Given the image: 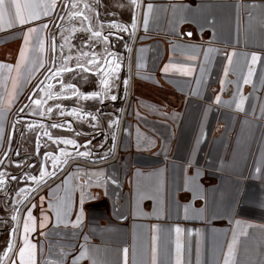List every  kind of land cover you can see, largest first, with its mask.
<instances>
[{"label":"crops","instance_id":"obj_1","mask_svg":"<svg viewBox=\"0 0 264 264\" xmlns=\"http://www.w3.org/2000/svg\"><path fill=\"white\" fill-rule=\"evenodd\" d=\"M99 2L122 14L106 24L136 23L134 34L123 32L135 68L112 82L116 101L72 103L83 107L79 115L60 117L63 104L40 85L62 0L39 20L0 26V264H20L29 211L36 264H73L84 249L79 264H153L154 256L156 264H176L177 227L183 264H225L234 237L231 264H264V0H137L139 9L131 0ZM94 13L60 32L68 45L90 39L87 29L114 30ZM30 28L37 31L29 36ZM94 71V83L76 90H101ZM63 139L87 148L54 143ZM83 151L90 155L76 154ZM41 170L55 175L38 187L30 177ZM82 192L85 215L73 227Z\"/></svg>","mask_w":264,"mask_h":264},{"label":"snow or ice","instance_id":"obj_2","mask_svg":"<svg viewBox=\"0 0 264 264\" xmlns=\"http://www.w3.org/2000/svg\"><path fill=\"white\" fill-rule=\"evenodd\" d=\"M131 3L135 6L136 9L140 8V4L137 3V0H131ZM56 7V0H51V3H44V4H39L36 2H33V0H0V26H3L5 23H7L8 25H12L14 23H19V25L23 26L27 23H31L33 21L39 20L41 18V16L47 15L48 13H50L54 8ZM85 7H88L87 5H85ZM147 11L148 13L152 12V5L149 4L147 6ZM135 19V18H134ZM145 24V29L147 28V20L144 21ZM43 28H47L48 25L44 24L42 26ZM101 27H103V25L101 24ZM110 27H114L117 28L119 31L121 32H127V31H131L132 34L135 33L136 30V23H132L131 24V29H129L126 25H122V24H112ZM90 30V29H89ZM37 29L36 28H30L28 30V35L30 36L33 32H36ZM92 35L94 37H101V32L100 31H95L92 33ZM189 36H191V33H188ZM103 42L107 45L108 43V37L105 36L103 37ZM28 44V39L27 37L25 38V45ZM63 47V46H61ZM105 54L106 57H116V53L109 51L107 49V47L105 48ZM87 55V54H85ZM232 55H235V53H233ZM20 58H21V62L24 61V52H21L20 54ZM259 59L258 56L253 55L252 56V63L255 64L257 62V60ZM91 63L93 65L96 66V70H98L103 78L100 80V84H101V90L99 92L93 91L90 94H84L79 92L78 90H74L76 91V95L78 99L81 100H96L99 99L101 102H103V100L105 99H110L111 101H116L117 100V96L111 94L112 92V87H113V81L115 79H118V73L120 71L121 65L118 62L117 59H113V60H109L107 58H105L103 60V63L106 67H100L101 61L96 60V59H92ZM229 64H231V59H229L228 61ZM78 67H81L79 64L77 65ZM5 67L3 65H0V68ZM19 65L17 66V73H18V77H19ZM63 70H67V71H72L73 69L67 68V64L65 62V66L63 69H61V71ZM85 71H88V69H84ZM168 71V68H165V72ZM60 74V71H57L55 73H53V76H58ZM182 74H190V71L188 72H184ZM227 71H225V76H227ZM253 72L252 69H249L248 72V76L249 79L252 77ZM249 79H246L244 82L245 83H249ZM125 89H127V81L123 82ZM49 88L52 87L51 84L48 85ZM71 87V86H69ZM47 95L49 96V98H51V93H47ZM59 98V97H58ZM216 102L220 103V98L217 97L216 98ZM243 98H241L240 101V105H238V107H242L243 105ZM34 103L36 105H41L42 101L40 99H36L34 101ZM25 107H28V105H25ZM24 109L21 108L20 111L22 112ZM70 115H79V113L73 109L72 112L69 113ZM0 115H2V112H0ZM90 115V113L88 114ZM93 119H95V117H93ZM114 123H118V121L114 122ZM53 127H57L58 125L53 124ZM62 127V125H60ZM30 127H32L30 125ZM42 127V126H41ZM70 127V126H69ZM3 133H4V129L2 127H0V139L3 138ZM77 135H80L79 132L76 133ZM45 135L49 136V139H52L51 136L45 132ZM54 143L56 144H64V145H72L74 148H79V147H85L87 148V144L85 145H78L76 143L75 140L72 139H63V140H56L54 141ZM91 141H88V144H90ZM102 146V145H101ZM79 156L82 157H88L90 155V153L88 151H83V152H78L76 153ZM61 156H65V157H71V153H68L66 151L61 150L60 153ZM48 158H51L54 163L52 165L53 169H55L57 167L55 161L57 160V157L53 156L51 153H48L45 157V159L47 160ZM67 160H64L63 163H67ZM55 175V171L49 173L46 170H41L40 174H39V178H37V176L33 175L30 177V179L32 181H35L36 185L39 187L41 185L42 181H45L46 178H50L52 176ZM12 180L17 179V177H11ZM6 184V180L4 178V174L0 173V185H5ZM21 191H24L23 189H21ZM32 191H36V189H32ZM84 199H85V195L82 192L81 193V208H80V214L77 217V221L76 224L73 225V227H79L81 221L84 218V209H83V204H84ZM33 207H35V205H33ZM188 213V209L185 208V214L187 216ZM19 216V213L17 212L15 215H13L11 218L12 220H17ZM27 217H28V222H25L24 224V246L23 248L20 249L19 251V261L20 264H36V245L32 244L29 239H28V233L30 231H34L35 230V226H34V218L32 216V212L29 211L27 213ZM45 219H47V217H45ZM31 222V223H29ZM57 224H59V212L57 213ZM181 232L180 228H176V233H177V244H176V264H183V261L181 259V244L179 243V233ZM15 229L12 230V236L13 239L15 238ZM235 245H236V239L235 237L233 238V242L232 245L229 246L228 248V256L225 260V264H231L232 258L235 256ZM9 252L12 251V246L11 244L8 246L7 249ZM125 253V258L127 257V250H124ZM88 257V252L87 249H84L81 253L80 256L77 260L73 261V264H79V260L84 259ZM61 264H63V261H61ZM95 264V262H94ZM153 264H156V259L155 256L153 257Z\"/></svg>","mask_w":264,"mask_h":264},{"label":"flooded vegetation","instance_id":"obj_3","mask_svg":"<svg viewBox=\"0 0 264 264\" xmlns=\"http://www.w3.org/2000/svg\"><path fill=\"white\" fill-rule=\"evenodd\" d=\"M103 1V0H101ZM63 5L60 8L59 13L56 15V21L53 24V27L51 29L50 34V43H51V49H50V59L45 64L44 70H43V77L41 81V86L49 89L55 98L52 100L54 103H62L63 105H60L59 108V114L60 117H64L65 115H70L69 113L72 112L73 108H76L72 103L80 105L84 102V100H78L74 101V95L75 92L70 93L71 91L76 90L78 87L83 88L88 86L90 83H94L93 76H96L94 69H96V66L91 63L92 59H96L101 61L100 67H106L103 63V60L105 58L111 60L115 59L113 57H106L105 54V48L109 51L115 52L116 54H124L126 56V59L118 60V62L121 65L120 73L124 72L126 74L127 70L131 71L135 68V65L132 63L129 64L127 57L129 55V47L131 45V38L128 39V36H125L123 32L119 31L117 28H114V30L111 31H105L104 34H101V37H94L92 35L93 32L91 30L87 29V32H89L90 39H86L84 44L81 46L80 43H74L75 48H73L71 45H68L67 41H65V35L64 32L60 36V32L64 31L63 29L69 26L72 23H75L79 17L83 18V15H88L92 12V10H95L94 14H97V20H100L99 22L103 25L111 26L112 24H106L108 23L107 17H117L119 18L122 16L121 13H118L114 10H107L104 11L101 2L99 0H62ZM61 5V4H60ZM87 5L88 7H85ZM69 9H71L72 13L69 12ZM99 9V10H98ZM85 21V20H84ZM129 21L132 23V16L129 17ZM123 22V20H122ZM122 24V23H118ZM112 28V27H111ZM73 31V30H72ZM71 31V33H72ZM78 32V31H77ZM70 33V34H71ZM73 32L72 34H74ZM77 34V33H75ZM130 35V32H129ZM108 37V43L107 45L103 42V37ZM71 38V36H70ZM73 40H77L78 38L75 36H72ZM134 40V39H133ZM63 46V47H61ZM80 47V49L78 48ZM82 48V49H81ZM87 54V55H85ZM69 56H71L69 58ZM65 62L67 64V68L73 69L72 71H67L61 69L64 68ZM124 65H123V63ZM80 65L81 67H78L77 65ZM84 69H88V71H85ZM60 71V74L58 76H53V73ZM85 71L88 75V83L86 84V80L84 78H80L81 76L78 75V73ZM99 73V71H96ZM51 84L52 88H49L48 85ZM83 87H82V86ZM71 86V87H69ZM59 97V98H58ZM47 105L43 104L40 106V112L46 115L42 110L45 109ZM77 112H83V107L78 106ZM73 116V115H71ZM84 116V115H82ZM3 185H0L2 187ZM6 209V208H5ZM9 209V208H7ZM6 209V210H7Z\"/></svg>","mask_w":264,"mask_h":264},{"label":"water","instance_id":"obj_4","mask_svg":"<svg viewBox=\"0 0 264 264\" xmlns=\"http://www.w3.org/2000/svg\"><path fill=\"white\" fill-rule=\"evenodd\" d=\"M51 96H53V95L51 94Z\"/></svg>","mask_w":264,"mask_h":264}]
</instances>
